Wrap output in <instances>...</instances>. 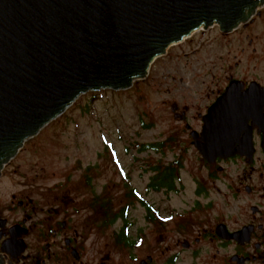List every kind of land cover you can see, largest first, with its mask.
Listing matches in <instances>:
<instances>
[{
  "label": "flooded vegetation",
  "instance_id": "obj_1",
  "mask_svg": "<svg viewBox=\"0 0 264 264\" xmlns=\"http://www.w3.org/2000/svg\"><path fill=\"white\" fill-rule=\"evenodd\" d=\"M188 38L196 70L191 103L174 110L205 171L195 178L196 199L165 208L142 197L147 226L140 237L152 228L157 244L140 258L129 235L132 206L119 217L118 239L93 238L70 194L39 192L28 177L22 188L9 185L14 157L0 165V264H264V1L231 32L214 24ZM224 134L235 152L211 163L200 150ZM182 166L177 160L175 179ZM152 168L153 179L164 167ZM175 188L148 186L166 195Z\"/></svg>",
  "mask_w": 264,
  "mask_h": 264
},
{
  "label": "water",
  "instance_id": "obj_2",
  "mask_svg": "<svg viewBox=\"0 0 264 264\" xmlns=\"http://www.w3.org/2000/svg\"><path fill=\"white\" fill-rule=\"evenodd\" d=\"M263 1L0 0V165L81 95L131 88L172 45L231 32ZM222 137L200 150L211 163L235 152Z\"/></svg>",
  "mask_w": 264,
  "mask_h": 264
},
{
  "label": "rangeland",
  "instance_id": "obj_3",
  "mask_svg": "<svg viewBox=\"0 0 264 264\" xmlns=\"http://www.w3.org/2000/svg\"><path fill=\"white\" fill-rule=\"evenodd\" d=\"M191 40L172 45L166 55L152 63L148 76L131 88L81 95L62 115L25 141L8 172L9 185L22 188L28 177L39 192L70 194L82 210L79 217L92 226V237L100 240L118 239L125 220L119 218L111 226H101L102 219L91 207L93 197L112 200L116 212L122 206H132L129 217L135 222L129 235L137 239L133 254L145 257L150 245L157 243L152 228L148 238L140 237V230L147 226L140 199L165 208L188 207L196 199L195 178L205 177L190 147L189 134L174 110L175 106L187 108L191 103L190 85L196 71ZM169 138L173 142L163 152L142 150L139 145ZM177 160L183 166L174 181L176 188L169 195L167 190H148L156 173L152 167L171 163L176 167ZM87 173L92 177L90 187ZM129 189L140 197L136 195L137 199L127 202L124 196ZM214 196L211 193L210 198ZM173 238L170 235L169 239Z\"/></svg>",
  "mask_w": 264,
  "mask_h": 264
},
{
  "label": "trees",
  "instance_id": "obj_4",
  "mask_svg": "<svg viewBox=\"0 0 264 264\" xmlns=\"http://www.w3.org/2000/svg\"><path fill=\"white\" fill-rule=\"evenodd\" d=\"M171 142H173V139L169 138L168 141H160L156 143H145V144L141 143L139 145H141L142 150H153L155 152H163L166 149L167 145L170 144ZM114 158L117 160L116 157ZM157 166L160 167V164H158ZM161 166L164 167L163 171L161 172L160 175H157L152 179V182L149 185L150 189L152 188L154 190H158L162 186L167 188L174 187V181H175L174 164L171 163L166 166L163 165ZM85 176H86L87 185H89L90 187L92 182V177L89 176L88 173ZM136 195L137 197H140L138 196L137 193H135V191L130 190L125 194L124 197H126L127 202H131L132 200L137 199ZM104 200H105L104 198H101L100 200L98 197H93V201L91 202V207L95 209L97 214L100 216V218L103 221L102 223L103 225H109L119 217L125 216L127 206H122L118 212L113 213L112 205L110 204L109 200H105V201Z\"/></svg>",
  "mask_w": 264,
  "mask_h": 264
}]
</instances>
